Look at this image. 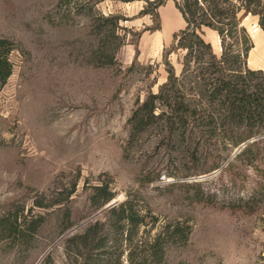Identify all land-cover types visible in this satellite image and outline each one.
<instances>
[{
	"label": "rangeland",
	"instance_id": "obj_1",
	"mask_svg": "<svg viewBox=\"0 0 264 264\" xmlns=\"http://www.w3.org/2000/svg\"><path fill=\"white\" fill-rule=\"evenodd\" d=\"M153 1L0 0V264H70L126 200L138 239L177 230L165 264H264V32L238 0H207L199 38Z\"/></svg>",
	"mask_w": 264,
	"mask_h": 264
},
{
	"label": "trees",
	"instance_id": "obj_2",
	"mask_svg": "<svg viewBox=\"0 0 264 264\" xmlns=\"http://www.w3.org/2000/svg\"><path fill=\"white\" fill-rule=\"evenodd\" d=\"M169 0H154L155 7L164 5ZM239 9L236 17L241 13H248L258 18V24L264 32V0H238ZM207 0H180L176 6L186 22L185 33L207 26V13L204 5ZM222 35L223 31L218 30ZM240 32L244 34L242 41V56L246 58L253 44L246 37V29L241 27ZM197 38L198 35H196ZM201 43H203L200 40ZM14 49L12 41L0 37V88H2L13 72V66L9 55ZM211 59L217 62L215 56ZM224 62V57L219 63ZM220 78L223 93L242 97L246 90L244 85L238 86L237 80ZM256 142L249 144L246 148L250 151ZM106 220L96 221L85 228L81 233L75 234L65 241L66 258L70 264H123V259L128 264H165L167 248L173 240L177 230L158 233L152 240L138 239V230L143 220L139 218L138 211L130 200H126L111 208ZM167 236V237H166ZM169 237V238H168Z\"/></svg>",
	"mask_w": 264,
	"mask_h": 264
},
{
	"label": "water",
	"instance_id": "obj_3",
	"mask_svg": "<svg viewBox=\"0 0 264 264\" xmlns=\"http://www.w3.org/2000/svg\"><path fill=\"white\" fill-rule=\"evenodd\" d=\"M111 206H113V204L109 205L107 208H105V210L108 209V208H110Z\"/></svg>",
	"mask_w": 264,
	"mask_h": 264
},
{
	"label": "bare ground",
	"instance_id": "obj_4",
	"mask_svg": "<svg viewBox=\"0 0 264 264\" xmlns=\"http://www.w3.org/2000/svg\"><path fill=\"white\" fill-rule=\"evenodd\" d=\"M220 39V38H219Z\"/></svg>",
	"mask_w": 264,
	"mask_h": 264
}]
</instances>
